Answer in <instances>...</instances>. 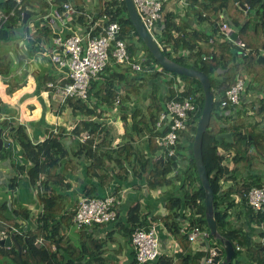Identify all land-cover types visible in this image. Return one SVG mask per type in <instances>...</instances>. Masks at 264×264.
Instances as JSON below:
<instances>
[{"label":"trees","instance_id":"16d2710c","mask_svg":"<svg viewBox=\"0 0 264 264\" xmlns=\"http://www.w3.org/2000/svg\"><path fill=\"white\" fill-rule=\"evenodd\" d=\"M64 2H69L76 8L78 13L73 24L82 29H87L91 23L86 14H90L94 21L102 14H106L109 21H116L121 28L120 38L125 41L132 60L137 61L140 56H136V51L144 48L142 71L133 72L129 65L108 64L101 73L102 80H92L89 87V96L92 94L96 98L95 107L105 104L108 110L118 106L120 110L126 111L130 109L131 103H139L131 115L126 111L121 117L126 135L132 142L125 141L112 148L115 128L112 125L102 126L101 123L88 119L96 113L95 107L90 109L85 102L71 97L66 99L65 104L70 106L75 115L81 112L86 118L80 120L75 125L72 136H68L71 141H75V137L86 133L83 137L85 141L76 142L72 149H67L63 139H60L64 137V129L56 136H50V139L34 144L15 123L2 121V130L8 127V133L3 135L4 138L17 142L28 161L26 165L16 164V171L24 172L34 186L40 179L42 192L40 200L43 209L37 216V229L34 232L26 230L23 235H15L22 245V256L19 257L14 246L0 247V264H116L104 256L106 245L117 240L113 234L116 231L122 232L125 243L131 244L134 229L148 224V215L135 204L129 208L123 221L118 220V212L115 222L104 225H113L114 228L108 231L103 239L94 238L83 228L79 231L78 242L71 236L61 234V224L68 222L75 214L73 211L66 215L65 219L62 218V221L54 223L55 215L61 210V194L57 189L64 185L59 165L67 157H71L67 162L73 161V157H83L87 160L89 176L97 178L103 186L108 185L113 178L125 181L134 176L138 179L143 178L150 189L171 187L172 192L165 200V214L151 217V220L160 221L179 247L170 255L160 252L152 263L144 264H200V259L206 251L191 249L187 234L180 230L179 219L182 211H186L189 225L195 223L200 228L208 230L205 220L204 189L198 178L192 153L196 124L204 101L201 84L193 77L168 71L159 65L132 25L123 0H97L98 10L91 13L86 12L83 0H51L57 8H61ZM238 2L246 5L247 9L241 8ZM238 2L187 0L186 5L181 7L184 9L182 13L178 11L180 7H175L174 11L167 12L164 18L157 22L160 28L157 40L167 57L185 67L205 72L210 79L213 97H217L213 101L209 122L203 134L201 150L214 193L213 207L217 230L221 236L232 242L235 249L228 264H244L241 258H247L253 264H264V210L255 211L246 203L245 195L254 181L238 183L236 180V174L241 168L252 169L253 165L260 164L258 154L250 153L246 146L251 143L260 154L264 153V127L257 128V123L244 125L242 118L239 117L240 112L237 114L238 118H235L231 106H227L224 111L219 109V98L223 96L225 90L234 85L237 77L242 78L240 70L254 74L256 87L264 86V64L256 62L257 52H260V49L264 50V0ZM230 6L235 16L225 15L226 21L238 27L237 33L231 31L233 33L231 37L234 41L237 37L244 43L243 48L236 45V42L227 40L218 27L219 15L225 14V10ZM48 8L47 0H21L18 5L15 0L1 1L0 9L5 12L13 11V15L0 27V41L11 40L12 28L22 22L24 14L45 15ZM201 23H206L209 31L205 30V27H198ZM52 36V30L44 25L36 30L34 39L28 42L39 46V41L52 39ZM37 48L35 47V51L40 50V46ZM211 51L214 52L212 58L201 59L202 54L209 56ZM10 63L7 54L0 59V74L6 76L10 73ZM244 82L246 84L245 79ZM147 87L148 102L143 107L140 104L144 101L143 93ZM180 95H192L195 109L188 117L186 129L179 131L178 139L172 146L173 154L168 155L156 142L158 136L168 131V125L165 122L161 130L154 131L155 123L160 114L166 111L168 101ZM259 104L257 115L264 116V99H261ZM251 108H254V105ZM102 113L100 110L97 115L100 116ZM228 131L233 132L232 142L216 140L217 134ZM144 134L149 137L145 140L147 151L142 150V143H133L135 137L141 138L145 136ZM94 135L96 143L93 146ZM219 148L231 151L232 157L224 158L218 153ZM3 152L0 151V158L4 155ZM14 186L15 179L11 178L9 187ZM94 190L93 185H88L84 197L92 196ZM232 194L239 196V204L235 203ZM14 215L20 220H26L30 216L25 208H17ZM232 216L236 217V222L230 220ZM137 218L139 222L135 224ZM0 219L10 226L23 230L18 223L19 220L15 221L7 215L5 207L0 208ZM261 223L263 227L259 226ZM6 232H9V229ZM40 236L46 240L44 239L42 246H37V238ZM253 236L260 240L258 239L256 243ZM52 242L57 246L56 251L51 249ZM217 245L218 242L214 240L209 247ZM132 258L129 264H137L134 251ZM216 259L220 261L221 258L217 256Z\"/></svg>","mask_w":264,"mask_h":264},{"label":"crops","instance_id":"0c3cea01","mask_svg":"<svg viewBox=\"0 0 264 264\" xmlns=\"http://www.w3.org/2000/svg\"><path fill=\"white\" fill-rule=\"evenodd\" d=\"M3 0H0V2ZM86 0H83V6ZM186 3L184 4V6ZM168 6L174 9V4L169 3ZM98 2L94 4V10H98ZM34 8H37L34 6ZM176 9V8H175ZM174 9V10H175ZM88 12V10L86 11ZM91 13V12H88ZM223 14V13H222ZM28 15L27 20L24 22L22 19L21 23H17L13 28V35L11 40L0 41L4 42L1 46L6 45V51H0V59L7 54L10 57L11 71L8 75L0 74V113L6 118L5 120L15 123L18 127L24 131L30 141L34 144L42 142L44 140L50 139V136H56L61 129L63 132V143L67 149L74 148L76 142H83V137L86 133L79 137H75V141H71L68 136H72V131L75 125L82 119H86L81 112H77L75 115L73 110L67 104H59L56 99L53 98L52 93L46 87V82L54 81L61 73L57 72L53 65L50 63L47 53L52 49L51 38L49 40L39 41L38 45L40 50L35 51L37 44H29L30 40L34 39V33L36 30L42 27L48 26L50 28V19L44 17L43 14L39 15ZM23 15V17H24ZM225 16V14H223ZM226 19V16H225ZM198 27H205V30L209 31V26L206 23L198 24ZM58 30L63 35H68L69 31L57 25ZM51 30V28H50ZM204 30V29H203ZM206 31V32H207ZM38 49V48H37ZM104 72V71H103ZM102 75V74H101ZM99 76L93 81L102 80V76ZM254 74H250L249 83L254 88L256 84L252 83L251 77ZM181 83V82H180ZM149 87H147L143 93L144 101L140 104L145 107L148 102V96L146 92ZM262 89V88H260ZM248 83H246V90L242 93L243 102L241 104L242 110L248 116L254 117V124L257 123L258 127L261 125V129L264 127L263 116L257 115V99H264V89L261 90V94L247 92ZM255 92V91H254ZM95 96H89L88 101L85 102L90 109L95 107ZM253 103L254 108L247 107L245 105ZM129 110H126L128 115H131L137 104H130ZM253 107V106H252ZM103 111L102 115L97 114ZM96 113L91 115L88 119L101 123V125H112L115 128V136L112 141V148L121 145L123 142H132L125 132V128L122 121V113L126 112L120 110L118 106H114L113 109H107L105 104H101L95 107ZM242 116V115H241ZM239 116V117H241ZM260 129V128H259ZM161 130V129H157ZM154 129V131H157ZM229 132V131H228ZM232 132V131H231ZM54 133V134H53ZM233 133V132H232ZM52 134V135H51ZM146 134V133H145ZM144 134V135H145ZM233 136V135H232ZM145 137H135L133 143H138L142 145V150L147 151ZM94 143H96V135L93 136ZM248 148L250 153H256L260 160L264 159V153H259L253 144L248 143L246 149ZM4 149V150H3ZM4 151V155L0 158V208L5 207L7 215L19 220L18 223L25 230H30L34 232L37 228V216L43 209V205L40 200L41 186L37 187V183L40 184V179L37 180L36 185L30 183L27 175L23 172H17L15 169L16 164H27L28 161L24 157V152L17 142H11L7 147H2L1 152ZM162 152L160 151L159 154ZM71 157L63 159L59 165V172L63 176V186L57 189V192L61 194L60 205L61 210L55 215V222L62 221L65 219L66 215H69L73 211L75 212L76 204L79 198L83 197L85 194V189L88 185H93L95 190L91 193L92 196H105L110 191L116 193L120 199L121 205L119 208V221H123L125 215L127 214L129 208L135 204L140 206V209L144 214H147L148 224L142 228H147L150 224H158V235L160 238V252L172 254L178 249V243L171 236L167 229L164 228L160 221H152L151 217H157L159 215L165 214V200L167 196L172 192L171 187H166V190L162 188L150 189L143 178L138 179L134 176H130L125 181H120L119 179L113 178L108 185L103 186L102 183L94 177L88 174V161L84 160L83 157H73L71 162ZM247 164V162H246ZM107 167L109 165L107 164ZM249 168V167H248ZM11 178L15 179L14 188L9 187V180ZM245 178V179H243ZM243 179V180H241ZM236 180L238 183H250L264 181L261 176L260 170H255L254 165L252 169H247L246 167L241 168V170L236 174ZM252 186V185H251ZM117 189V190H115ZM167 192V193H166ZM236 204H239L240 198L237 194H232ZM17 208H25L29 211V218L26 220H20L17 215H14V210ZM234 217V216H232ZM188 213L182 211L179 222L181 228L190 227L188 222ZM236 217H234V222H236ZM139 222V218L136 219V223ZM263 227V223L259 225ZM10 224L0 219V232L9 229ZM15 227V226H14ZM114 228L113 225H92L86 226L83 229L85 232L93 235L94 238L103 239L108 231ZM72 229H74V235H71ZM61 234L64 236H71L76 242L79 241V231L73 225V218H70L68 222H63L60 227ZM116 231V230H114ZM77 235V238H73ZM114 235V234H113ZM2 236V235H0ZM45 238L40 236L37 238V246H42L44 244ZM260 238L253 236V240L257 243ZM118 240L113 243H108L105 248L107 259L113 260L116 264H129L132 262V246L130 243L118 244ZM111 245V246H109ZM52 251L57 250V246L52 242L50 245ZM109 246V247H108ZM190 246L192 250H205L200 243H191ZM112 250V251H110ZM244 264H253L247 258H241Z\"/></svg>","mask_w":264,"mask_h":264},{"label":"built area","instance_id":"2783aa9c","mask_svg":"<svg viewBox=\"0 0 264 264\" xmlns=\"http://www.w3.org/2000/svg\"><path fill=\"white\" fill-rule=\"evenodd\" d=\"M17 5L21 0H15ZM134 7L150 36L162 46L157 40L160 28L157 22L164 18L169 11H174L175 7H183L187 0H132ZM48 2V11L44 15L50 19V28L53 32L51 39L52 49L47 53L50 63L55 70L61 73V76L54 81L46 82V87L52 93L54 99L59 104L65 103L66 99L71 97L87 102L89 98L90 82L97 79L105 70L108 64L129 65L133 72L142 71L144 58L139 57L137 61L131 59L127 52L125 41L120 38L121 28L116 21H109L106 14L94 21L90 14L91 23L87 29L73 24L77 16L76 8L69 2H64L61 8H57ZM174 4V9L168 4ZM13 15V11L5 12L0 9V27ZM220 22L218 27L224 37L230 42L234 39L230 36L231 28L223 14L219 15ZM58 23L61 27L69 31L68 35H63L57 28ZM210 41H212L210 39ZM240 42V41H239ZM236 43L240 45L243 43ZM260 53V52H257ZM264 55L263 53H261ZM214 52L209 56L202 54L201 59L212 58ZM244 78L237 77L234 85L225 90L223 96L219 98V109L224 111L227 106L233 109L241 105L242 93L245 91ZM181 91V90H180ZM215 100V99H214ZM118 102V100H116ZM195 109L194 97L192 95H180L166 105V111L161 113L155 129H161L164 123L168 125V131L158 136L156 142L168 155H172L179 131L186 129V123L189 115ZM169 117V120L167 119ZM6 118L0 113L1 136L5 141L4 134L8 133V127L2 130L1 123ZM147 137V135H145ZM218 153L224 158H231L232 152L219 148ZM37 187L40 188L39 182ZM246 203L253 210H264V181L253 184L245 195ZM121 202L116 193L110 191L105 196L81 197L78 199L75 214L73 216V225L77 230L86 226L105 225L115 222L118 218V212ZM158 224L152 223L147 228H135L131 234V246L135 253L137 264L152 263L160 254V238L158 235ZM26 230L14 226L9 227V232H0V238H4L11 233L23 235ZM183 231V229H181ZM187 238L191 243H210V234L206 229L200 228L197 224L191 223L187 232ZM203 248V246H202ZM238 249V247H236ZM214 247L207 250V264H211L217 257ZM264 257V253H263Z\"/></svg>","mask_w":264,"mask_h":264},{"label":"water","instance_id":"95a60500","mask_svg":"<svg viewBox=\"0 0 264 264\" xmlns=\"http://www.w3.org/2000/svg\"><path fill=\"white\" fill-rule=\"evenodd\" d=\"M123 1L132 25L134 26L136 32L138 33L139 37L143 41L148 51L159 63V65L168 71L193 77L201 84L204 101H203V107L201 110L200 117L196 124V129L192 142V153H193L197 175L204 189L205 220L207 223V228L209 230V234L211 238L218 242V245L214 247V250L216 251L218 257L221 258L220 261L214 259L212 261V264H228L235 253V249L232 242L221 236L217 230V224L214 218V207H213L214 193L209 183V178L203 162L202 150H201L203 134L206 131L214 101L209 76L201 70L185 67L183 65H180L176 61L172 60L171 58L167 57L162 52V49L159 47L157 42L146 31L134 7L133 1L132 0H123ZM235 1L238 2L239 0H235ZM239 5L244 10L247 9L246 5H243L241 3H239ZM27 17L28 15H24L23 17L24 22L27 20ZM230 36H233V33H230ZM235 42L236 43L239 42V39L237 37L235 38ZM256 62L264 64V55L258 53L256 57ZM167 119L169 120V117H167ZM232 135L233 133L231 131L222 132L216 135V140L219 142L221 141L232 142ZM9 144L10 142L5 141L1 136V128H0V151L2 147H7ZM11 246H14L16 248L19 257H21L23 253V248L22 245L18 242L15 234L11 233L10 235L4 238H0V247H11ZM201 246L205 248L206 253L201 257L200 264H207L206 263L207 250L210 246V243L208 241H203L201 243Z\"/></svg>","mask_w":264,"mask_h":264},{"label":"rangeland","instance_id":"374dc122","mask_svg":"<svg viewBox=\"0 0 264 264\" xmlns=\"http://www.w3.org/2000/svg\"><path fill=\"white\" fill-rule=\"evenodd\" d=\"M96 3V0H86L85 1V3H84V8H85V10L87 11L88 10V12H93L94 11V4ZM188 10V9H187ZM180 13H182L183 11H184V9L183 8H181L180 10H178ZM189 13V12H188ZM225 15L227 16V15H232V16H235L234 15V13H233V10L231 9V6L228 8V9H226L225 10ZM189 15L190 16H192V17H194L193 16V14L191 13H189ZM230 25V28H231V30L233 31V32H235V33H237L239 30H238V27H236V26H232L231 24H229ZM264 38V37H263ZM2 43H4V42H1L0 43V51H6V45H8V41H7V44L6 45H4V46H1V44ZM234 43V42H233ZM239 43H242V42H239ZM244 44V43H243ZM239 47H241V48H243L244 46L242 45V44H240V45H238ZM260 52H262L263 53V51L264 50H262V49H260L259 50ZM143 53H144V48H140V49H138L137 51H136V56H142L143 55ZM243 68V66H241V69ZM241 71V76H242V78H244L245 79V81H246V83H248V90H247V92L249 93V94H251V93H257V94H261V90H263L264 89V86L262 87V89H260V88H254L252 85H251V83H249V76H250V74L249 73H246L245 72V70H240ZM263 77H264V75H263ZM251 80H252V83L254 84V86H255V84L257 83V81L254 79V77H251ZM255 91V92H254ZM215 100L217 99V97L215 96V98H214ZM259 103H261V99L258 97V99H257V105H260ZM245 106H247V107H251V106H253V103L252 102H250L249 104H247V105H245ZM239 108V109H238ZM238 112H240V115L239 116H241V118H242V120H243V124L244 125H247V124H254V120H255V118L254 117H251V116H248L243 110H242V108H241V105H239L237 108H234L233 110H232V114L235 116V118L237 117L238 118V116H237V114H238ZM263 119H264V116H263ZM226 124H228L229 122H225ZM257 128H260L261 129V125H259V127L257 126ZM257 128H255V129H257ZM254 169L255 170H260V172H261V176H262V178H264V159H262V160H260V164H256V165H254ZM163 190H166L165 188L163 189ZM167 193V192H166ZM230 220L231 221H233L234 220V217H230ZM234 222V221H233ZM237 223L239 224L240 222H238L237 221ZM181 229H183V231H181L182 233H184V234H187V232L189 231V229H190V227L189 228H181ZM180 229V230H181ZM74 233H75V231H74V229H72V232H71V235H74ZM114 236H115V238L118 240V244L120 243V244H124L125 243V238H124V235H123V233L122 232H118V231H116L115 232V234H114ZM73 238H77V235L75 234V236L73 237ZM256 240H257V237H256ZM214 242V240L213 239H210V243H213ZM111 244V243H110ZM109 246H111V245H109ZM108 246V247H109ZM106 250H108V248H105ZM110 251H112V250H110ZM173 254V253H172Z\"/></svg>","mask_w":264,"mask_h":264}]
</instances>
